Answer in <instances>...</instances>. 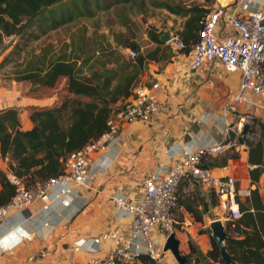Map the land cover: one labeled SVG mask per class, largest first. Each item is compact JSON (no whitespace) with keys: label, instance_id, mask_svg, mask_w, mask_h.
<instances>
[{"label":"crops","instance_id":"0c3cea01","mask_svg":"<svg viewBox=\"0 0 264 264\" xmlns=\"http://www.w3.org/2000/svg\"><path fill=\"white\" fill-rule=\"evenodd\" d=\"M263 2L189 0L187 4L205 6V15L219 6L224 7L225 14L217 21L215 29L221 39L235 31L230 15L247 16L252 10L262 9ZM166 13L163 19L152 18L149 23L161 30V34L167 31L170 39L156 43L146 32L147 42L137 49L143 54L159 49L157 58L145 63L138 82L146 86L159 83L155 90L160 102L158 112L149 122L120 124L118 137L105 149L92 153L87 184L69 182L66 184L68 193L54 197L48 209L43 210L44 202L38 200L29 210L12 213L11 228L0 225V264H91L93 258L106 256L115 246L113 239L102 238L95 251H76L75 241L115 231L128 235L132 217L116 204V199L124 197L128 204L137 203L144 193V178L157 173L162 178L180 160V154L176 153L180 144L191 146L233 140V146L219 155L207 156L204 164L218 175L234 176L238 190L243 192L241 201L257 188L264 204V98L249 92V103L234 105L232 98L241 87V73L227 71L218 59L193 67L192 47L196 37H189L185 41L187 46L182 49L173 40L175 35L180 37L179 32L184 30L188 17L168 10ZM123 52L128 54V49ZM18 84L26 87L23 80L13 81L10 87L1 85L0 109H20L22 126L27 129L33 125L30 107L54 106L56 98H31L24 89L20 93ZM120 105L117 109L122 107ZM116 110L111 116L116 115ZM228 124L233 126L230 132L225 131ZM245 131L255 132L256 139L246 144L240 141ZM0 166L5 167L1 156ZM212 195L215 194L191 177L184 178L179 186L174 233L185 257L183 263L171 251H164L167 237L155 228L152 240L161 258L151 259L145 253V242L137 239L134 248L141 254L131 262L120 264H224L208 254L212 249L211 221L220 218L226 228L230 222L221 205L222 198L215 195L217 204L214 205ZM63 199L70 200V205L64 206ZM58 211L63 216L58 217ZM194 212L202 219H195ZM27 214L31 215L30 221L23 222Z\"/></svg>","mask_w":264,"mask_h":264},{"label":"trees","instance_id":"16d2710c","mask_svg":"<svg viewBox=\"0 0 264 264\" xmlns=\"http://www.w3.org/2000/svg\"><path fill=\"white\" fill-rule=\"evenodd\" d=\"M149 5L187 16L185 28L179 32L180 38L185 47L189 37H196L194 44L197 42L207 8L196 3H173L172 0H0V50L6 37L11 40L14 37L39 38L49 31L77 24L58 52L53 46L52 49L42 48L14 72L18 81L29 80L46 87H54L64 77L67 90L75 97L55 107H34L30 111L33 125L27 129L22 126L18 108L0 109V156L3 160L8 159L10 168L23 177L28 186L63 174V160L71 152L99 138L107 130V121L118 104L122 107L127 104L145 70V63L157 58L159 51L154 49L146 54L139 51L135 59L123 52L125 49H140L133 15L144 16ZM83 19L93 22L91 25L81 23ZM115 25L124 29H116ZM103 26L107 31L102 29ZM147 34L153 42H161V30L156 26L149 25ZM6 63L7 59L0 60V65ZM251 175L254 180V170ZM0 184L2 206L16 192L2 166ZM238 199L243 214L235 223L240 235H232L227 240L228 250L238 264H264V204L258 189L251 190L245 201ZM212 202L217 204L215 195H212ZM193 214L195 219H202L199 213ZM230 225L231 222L227 224V230L232 232ZM209 237L212 249L208 254L223 263L216 241L210 233Z\"/></svg>","mask_w":264,"mask_h":264},{"label":"built area","instance_id":"2783aa9c","mask_svg":"<svg viewBox=\"0 0 264 264\" xmlns=\"http://www.w3.org/2000/svg\"><path fill=\"white\" fill-rule=\"evenodd\" d=\"M252 0H248L251 2ZM225 14L223 6L215 8L201 20V29L197 42L192 47V66L199 67L205 62L218 59L227 71H239L242 82L238 92L233 96L234 105L249 103L248 93L259 94L264 98V2L262 9L252 10L247 16L230 15L234 32L218 39L215 29L217 21ZM173 40L180 49L185 47L179 36ZM131 59L137 57V50L128 49ZM158 82L151 86L137 83L133 94L124 107L116 110V115L107 121V130L97 139L91 141L82 149L71 152L64 160V173L45 181H36L28 186L23 177L18 176L5 161L7 179L12 183L16 192L4 205L0 206V225L11 228V215L14 212L27 210L34 202H44L43 210L48 209L53 198L68 193L66 184L85 185L90 179L92 153L105 149L108 143L118 137L121 123L143 121L149 122L158 112L159 99L155 90ZM233 129L231 124L225 127L226 132ZM257 137L253 131H245L239 139L249 143ZM233 140H222L209 144L179 145L176 153L180 160L164 175L159 174L145 177L143 180L144 193L137 203L128 204L124 197H118L116 204L126 209L132 217V226L128 235L117 231L105 233L90 239L80 238L75 241V250H97L102 238L113 239L115 246L103 258H93L91 264H120L131 262L141 251L135 247L134 241L142 239L146 244L145 253L151 259H160L162 254L154 245L152 231L156 228L166 237L176 230L175 212L179 204L178 187L186 177L196 179L202 186L221 197L230 228L234 236H239L235 220L243 214L238 198L242 191L238 190L236 178L231 175H218L212 168L204 165L207 156L219 155L233 146ZM62 185V186H60ZM64 206L70 205V200L63 199ZM29 210V209H28ZM58 217L62 212H56ZM31 215H24L22 221L29 222ZM29 237V236H27Z\"/></svg>","mask_w":264,"mask_h":264},{"label":"rangeland","instance_id":"374dc122","mask_svg":"<svg viewBox=\"0 0 264 264\" xmlns=\"http://www.w3.org/2000/svg\"><path fill=\"white\" fill-rule=\"evenodd\" d=\"M173 3H184L187 4L189 0H172ZM167 10L164 8L152 7L148 6L145 15H133L135 19L134 29L136 31L135 37L136 40L140 43H146L147 40L144 39V33H146L149 29V22L152 18H160L163 19L165 15H167ZM102 17V16H100ZM106 18V17H105ZM105 18H102L105 19ZM93 21L83 19L81 23H86L91 25ZM77 24H70L64 27H61L56 30L49 31L47 34L41 35L39 38H25L19 39L18 37H14L11 40V37H6L4 43L2 44V50H0V60L5 58L7 59V63L0 65V87L3 84L4 87H10L13 85V81L19 82L16 80V70L23 67L25 61L44 49H52L58 52L60 46H62L65 40H68L70 32L76 28ZM116 29H124L121 26L115 25ZM103 30L107 31V29L103 26ZM92 31V28H90ZM53 46V47H52ZM52 47V48H51ZM50 54H53L51 51ZM128 57L127 52L125 53ZM26 82V87L18 84V90L23 92H27L31 98H39L48 100L50 98H56V102L54 106H59L64 100L75 97L74 94L67 90V82L66 78L62 77L58 81V83L54 87H46L41 85H35L29 80H23ZM22 82V80H20ZM81 99H86L85 97H80ZM34 107H30L29 111H31ZM39 108V107H37ZM19 113H21V110Z\"/></svg>","mask_w":264,"mask_h":264},{"label":"water","instance_id":"95a60500","mask_svg":"<svg viewBox=\"0 0 264 264\" xmlns=\"http://www.w3.org/2000/svg\"><path fill=\"white\" fill-rule=\"evenodd\" d=\"M170 39V35L167 31L163 32L160 35L161 41H168ZM210 227L212 230V236L216 241L221 258L224 264H237V261L234 260L232 254L228 250L227 240L232 236L230 232H228L223 220L220 218H216L211 221ZM171 251L172 254L179 260V262L183 263L185 257L181 254L179 249V241L176 238L175 233L170 234L165 242L164 251Z\"/></svg>","mask_w":264,"mask_h":264}]
</instances>
